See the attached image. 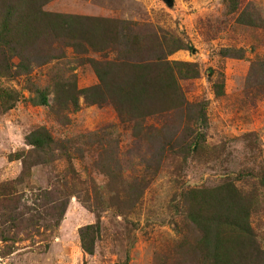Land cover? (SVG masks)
I'll list each match as a JSON object with an SVG mask.
<instances>
[{"label": "rangeland", "instance_id": "rangeland-1", "mask_svg": "<svg viewBox=\"0 0 264 264\" xmlns=\"http://www.w3.org/2000/svg\"><path fill=\"white\" fill-rule=\"evenodd\" d=\"M0 264H264V0H0Z\"/></svg>", "mask_w": 264, "mask_h": 264}, {"label": "trees", "instance_id": "trees-1", "mask_svg": "<svg viewBox=\"0 0 264 264\" xmlns=\"http://www.w3.org/2000/svg\"><path fill=\"white\" fill-rule=\"evenodd\" d=\"M131 99L135 104L134 108H136L140 104V99H137L136 96H133ZM37 101H40L42 104L47 103L46 97L44 95H41V97H39ZM12 105L13 101L11 106L9 107H12ZM28 143L31 144L34 148L42 149L43 147L49 148L52 141L49 135L45 134V131L43 129H36L29 133Z\"/></svg>", "mask_w": 264, "mask_h": 264}, {"label": "water", "instance_id": "water-1", "mask_svg": "<svg viewBox=\"0 0 264 264\" xmlns=\"http://www.w3.org/2000/svg\"><path fill=\"white\" fill-rule=\"evenodd\" d=\"M166 3L171 4L172 0H164Z\"/></svg>", "mask_w": 264, "mask_h": 264}]
</instances>
